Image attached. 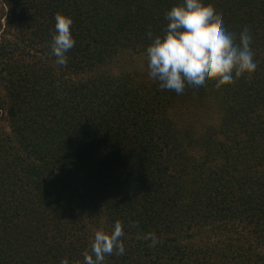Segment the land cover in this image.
Wrapping results in <instances>:
<instances>
[{
	"label": "trees",
	"instance_id": "16d2710c",
	"mask_svg": "<svg viewBox=\"0 0 264 264\" xmlns=\"http://www.w3.org/2000/svg\"><path fill=\"white\" fill-rule=\"evenodd\" d=\"M181 2L0 0V264H83L117 221L104 264H264V0H203L252 36L257 69L229 86L178 96L109 69Z\"/></svg>",
	"mask_w": 264,
	"mask_h": 264
},
{
	"label": "clouds",
	"instance_id": "9594fccd",
	"mask_svg": "<svg viewBox=\"0 0 264 264\" xmlns=\"http://www.w3.org/2000/svg\"><path fill=\"white\" fill-rule=\"evenodd\" d=\"M50 43L56 63L66 66V53L75 46L71 33V17L57 13ZM168 22L161 36L147 37L151 43L145 50L149 78L159 81L161 90L174 91L178 96L189 88L193 94L205 90L209 82L220 89L229 86L257 69L251 49L252 36L246 26L236 35L229 32L211 4L203 0H182L165 14ZM124 235L122 224L115 222L111 233L99 230L91 243V250L83 254V264H104L105 256L124 255L125 246L120 239ZM155 247L158 240L152 236ZM60 264H69L63 258Z\"/></svg>",
	"mask_w": 264,
	"mask_h": 264
},
{
	"label": "rangeland",
	"instance_id": "374dc122",
	"mask_svg": "<svg viewBox=\"0 0 264 264\" xmlns=\"http://www.w3.org/2000/svg\"><path fill=\"white\" fill-rule=\"evenodd\" d=\"M37 49V48H36ZM36 51H39L36 50ZM113 73L121 74L129 72L138 79H149L147 61L144 53L138 51H123L109 65ZM4 127V126H3Z\"/></svg>",
	"mask_w": 264,
	"mask_h": 264
}]
</instances>
